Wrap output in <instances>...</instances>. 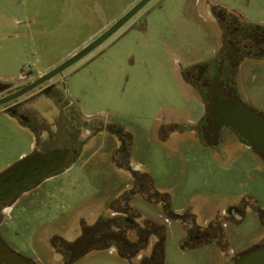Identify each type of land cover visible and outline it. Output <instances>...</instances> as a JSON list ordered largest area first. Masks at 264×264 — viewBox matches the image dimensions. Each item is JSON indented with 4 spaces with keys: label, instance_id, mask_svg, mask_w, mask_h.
I'll use <instances>...</instances> for the list:
<instances>
[{
    "label": "rangeland",
    "instance_id": "rangeland-1",
    "mask_svg": "<svg viewBox=\"0 0 264 264\" xmlns=\"http://www.w3.org/2000/svg\"><path fill=\"white\" fill-rule=\"evenodd\" d=\"M209 1L239 9L241 24L264 27V0H151L56 76L71 110L88 125L81 126L72 167L5 207L0 237L12 250L35 264H154L163 237V264H231L264 242V156L230 127L222 129L219 143L205 140L200 127L210 111L208 95L187 77L203 64L213 66L227 45ZM137 2L0 0V80L51 71ZM232 83L243 103L264 111V57L242 54ZM30 107L44 117L60 108L46 95ZM34 126L0 116V173L53 147L41 149L47 134ZM61 130L68 131L62 124ZM133 167L149 190L139 186ZM108 218L125 227L129 240L137 241L142 229L163 235L147 231L145 245L132 256L111 240L76 258L62 256L68 242ZM216 221L221 241L194 246L191 231Z\"/></svg>",
    "mask_w": 264,
    "mask_h": 264
},
{
    "label": "flooded vegetation",
    "instance_id": "flooded-vegetation-1",
    "mask_svg": "<svg viewBox=\"0 0 264 264\" xmlns=\"http://www.w3.org/2000/svg\"><path fill=\"white\" fill-rule=\"evenodd\" d=\"M207 4H208L207 5L208 9L211 11L213 15V19L215 21H218L222 25V27L225 28L226 36L223 38V40L227 42V45L224 48L222 56L219 55V57H217L218 59H216L213 66H211L210 64H203L199 66L197 69L188 71L187 77L191 79L194 83H196V85H199L202 91L204 90L205 92H207L208 100L210 103V94L212 90L217 87V84H221V86H224L226 94L236 96L232 83V73H233V69L239 63V58L241 57L242 54L244 55L245 58L264 57V27L252 26V25L247 26L244 23L241 24L239 21L240 19L237 16L229 13L226 10L220 9L210 1ZM42 74L44 73L38 74L36 76L35 75L26 76V74H20L17 78H15L14 81L0 80V100L8 98L13 92H16L20 88H23L28 83L35 81ZM59 87H61V80L55 76L51 80L43 82L35 89L16 98L15 100H9L4 102L0 106V116H5L9 118L16 117L25 124H31L32 126L36 125L34 127H36L35 129L37 130L38 129L46 130L44 132H46L47 134V137H45L47 143L50 141V139L52 140L58 138L59 141L58 143L63 144V148H68L75 151V161H76L77 154L79 153V149L76 147V145L78 144L77 142L79 140L78 136L82 133L81 126L86 127L88 125V122L87 121L77 122L76 120H74L73 121L74 123L72 122L70 123L71 126L68 128L67 134H65V136L61 134L59 135L52 134L49 128L44 129L47 128L48 126L46 123H42V125L41 124L37 125V122H39L38 120L39 113L36 110H34L33 107H30L31 103L36 98L42 97L43 95L52 98V100L54 101L59 99L62 95H64L63 93H61V91H58L60 90ZM252 109L264 115V111H259L255 108ZM209 114L207 118L202 122L200 130L202 136L205 138L206 141L214 142L217 140L218 134L221 133L224 127L221 128V130H218L217 127L215 126L216 125L215 123L208 121ZM97 125H100V123ZM107 127L109 131L122 135L121 131L118 130L117 128H114L112 126H107ZM65 138L66 141L64 140ZM44 143H46V141ZM38 145L40 146L41 143ZM41 147L43 148L42 145ZM81 147L83 146L81 145ZM257 152L264 156L263 153L259 151ZM119 155L120 157H124L123 156L124 154H119ZM63 170L65 169H61L55 172L54 174ZM133 174L136 175L137 183L139 184V186L144 187V189L145 188L148 189L147 184L145 183V181H143L142 179L143 177L139 175V172L133 171ZM10 203L9 205H11ZM4 209H5L4 207L0 206L1 219H3L2 213H4ZM229 212L230 213L236 212L240 214L241 210L230 209ZM126 220L128 219L126 218ZM129 220L131 223H134L133 219H129ZM147 231L149 232V230L146 229H142L141 231H139V236L141 237L137 241L129 240L128 235L126 234L127 231L125 227H122V225L117 222V219L108 218L85 229L82 232V234L78 238H76L72 243L68 242L66 244V251L62 256L65 257L66 254L68 253L67 258L69 259L76 258V256H79L80 253L87 251L88 249L96 245H99L103 242H107L109 240L115 241V243H117L118 251L128 252V255L131 256V252L135 251L138 245L147 236ZM0 239L3 242V244H6L1 237ZM263 244L264 242L253 248H257ZM8 248L11 251L16 252L12 250L9 246ZM83 248L85 249L82 250ZM61 249L62 248H60L59 250L61 251ZM29 262L30 264H35L33 261H29ZM5 263H6L5 261H0V264H5ZM147 264H153V263L150 261Z\"/></svg>",
    "mask_w": 264,
    "mask_h": 264
},
{
    "label": "water",
    "instance_id": "water-1",
    "mask_svg": "<svg viewBox=\"0 0 264 264\" xmlns=\"http://www.w3.org/2000/svg\"><path fill=\"white\" fill-rule=\"evenodd\" d=\"M150 1L139 0L108 29L78 52L51 71L40 75L35 81L13 92L8 98L1 99L0 106L6 101L15 100L30 92L43 82L62 74L64 70L82 60L135 17ZM208 121L215 123L218 130L223 127L233 128L247 142L248 146L264 154V115L248 107L237 96L226 94L225 88L221 84H217V87L210 94ZM208 143L217 142L208 141ZM74 162L75 151L68 148L24 157L0 173V206L7 207V204L16 199L23 191L48 179L61 169H69L74 165ZM1 220L0 215V222ZM0 261H5V264H30L29 260L5 246L1 239ZM231 264H264V244L245 252Z\"/></svg>",
    "mask_w": 264,
    "mask_h": 264
},
{
    "label": "crops",
    "instance_id": "crops-1",
    "mask_svg": "<svg viewBox=\"0 0 264 264\" xmlns=\"http://www.w3.org/2000/svg\"><path fill=\"white\" fill-rule=\"evenodd\" d=\"M137 1H139V0H137ZM208 5V4H207ZM217 7H219L220 9H223V10H226V11H228L229 13H231V14H233V15H235V16H239L236 12H238V10L237 11H235L233 8L232 9H230V8H224V7H221V6H219V5H216ZM125 11H127V10H125ZM240 11V10H239ZM125 13V12H124ZM124 13H122V14H120L119 16H117V18H114L113 20H111V21H109V22H107V24L106 25H104L103 27H101V28H99V30H97V32L95 33V34H93V35H91L90 36V40L91 39H94L95 38V36L96 35H100V33H102V32H104L107 28H109L117 19H119V17H121ZM239 19H240V16L238 17ZM90 40H88V41H90ZM41 73H44V72H41ZM60 88V90H58V91H61V93H62V89H61V87H59ZM50 98V97H49ZM52 99V98H51ZM56 101V103H58L59 104V106H60V108L59 109H57V111L56 112H53V114H51V115H49V116H46V117H44L43 116V114L42 115H39V118L43 121H45V123L47 124V125H49L50 124V126H47V128H44V129H48L49 128V130H50V132L52 133V134H61V135H64L65 136V134H67L66 133V131H64V132H62V130H61V124L64 126V128L65 129H67L68 130V128L71 126V122L72 123H74L73 121L74 120H76L77 122H83L84 120L82 119V117L79 115V113H77V112H75V111H73V110H71V109H73V107H72V103L71 102H69V101H67V99H66V96H61L59 99H57V100H55ZM42 103H45L44 104V106H46L48 103L47 102H42ZM48 109H50L51 107H47ZM52 109V108H51ZM50 117H52L51 119H49ZM53 118H56V121H55V125H57L58 126V129H55V127L56 126H54L52 123H54V121L52 120ZM52 122V123H51ZM46 127V126H45ZM58 130V131H57ZM44 131H46V130H44ZM44 133V132H43ZM42 133V134H43ZM45 134H46V132H45ZM221 133L220 134H218V137H217V140H216V142L217 143H219L220 141H221ZM65 141H66V138L64 139ZM46 141V143H44ZM59 141H58V138L56 139H50V141L47 143V140H45V138H42V142H41V145L44 147V148H46V147H48V145H53V147L52 148H50V149H48L47 151H43V153H39V154H45V153H48V152H51V151H54V150H63V149H67V148H63V144H61V143H58ZM53 143H57L56 145H54ZM214 144H216V143H214ZM213 144V145H214ZM31 145H33V143H31ZM40 145V146H41ZM66 145V144H65ZM41 149H43L42 147H41ZM37 151H41V150H36V152H34L33 154H38L37 153ZM65 170H67V169H65ZM9 206V205H8ZM7 206V207H8ZM5 211V210H4ZM1 214V213H0ZM3 214V213H2ZM214 243H216V242H214ZM6 245V244H5ZM7 246V245H6ZM220 246V245H219ZM8 247V246H7ZM15 253H17V252H15ZM230 256V255H229ZM231 257V256H230ZM229 258V257H228ZM225 263V262H224ZM226 264V263H225Z\"/></svg>",
    "mask_w": 264,
    "mask_h": 264
},
{
    "label": "trees",
    "instance_id": "trees-1",
    "mask_svg": "<svg viewBox=\"0 0 264 264\" xmlns=\"http://www.w3.org/2000/svg\"><path fill=\"white\" fill-rule=\"evenodd\" d=\"M196 229V233L193 234V231H191L190 238L194 241V246H198V245H202L207 241H210L212 238H219V242L221 241L220 238H222V225L221 222L216 221L215 223H211L209 224L208 227H206L205 229L202 227H199L198 225L194 228ZM153 230H150L149 232L152 233ZM156 232L158 233L160 236L162 234L161 231H156V228L154 229L153 233ZM163 235V234H162ZM205 237V239H203ZM162 241H163V237H161L160 241L157 243L158 246H156V248L153 251L152 257H153V262L154 264H163V245H162ZM145 244L143 242H141L138 247L135 249V253L136 251L140 248L143 247ZM134 253H131V256ZM130 256V255H129ZM129 260V258H127ZM131 264V263H130Z\"/></svg>",
    "mask_w": 264,
    "mask_h": 264
},
{
    "label": "built area",
    "instance_id": "built-area-1",
    "mask_svg": "<svg viewBox=\"0 0 264 264\" xmlns=\"http://www.w3.org/2000/svg\"><path fill=\"white\" fill-rule=\"evenodd\" d=\"M134 168V171H137V169H135V167H133Z\"/></svg>",
    "mask_w": 264,
    "mask_h": 264
}]
</instances>
